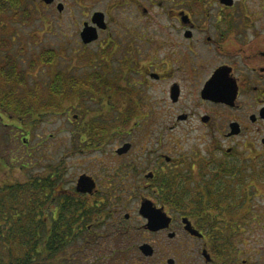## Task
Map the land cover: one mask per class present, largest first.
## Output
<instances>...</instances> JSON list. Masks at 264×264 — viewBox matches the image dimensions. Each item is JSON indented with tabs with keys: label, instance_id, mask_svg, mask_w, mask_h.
Masks as SVG:
<instances>
[{
	"label": "flooded vegetation",
	"instance_id": "af4514ba",
	"mask_svg": "<svg viewBox=\"0 0 264 264\" xmlns=\"http://www.w3.org/2000/svg\"><path fill=\"white\" fill-rule=\"evenodd\" d=\"M40 3L76 22L78 56L86 53L90 69L63 72L75 85L73 173L51 183L57 204L44 196L35 205L49 225L63 195L72 197L76 236L59 248L58 263L161 264L172 251L166 264L181 253L184 264H264V249L243 256L248 250L235 245L238 229L259 216L251 195L264 197V0ZM85 100L100 103V121L87 120ZM0 119L2 128L15 125ZM2 132L13 143L15 132ZM137 132L141 140L122 141ZM23 140L32 170L35 146ZM46 141L36 145L48 154ZM35 173L26 183L35 175L47 195V172ZM130 198L138 225L129 221ZM248 207L244 219L239 209Z\"/></svg>",
	"mask_w": 264,
	"mask_h": 264
},
{
	"label": "rangeland",
	"instance_id": "374dc122",
	"mask_svg": "<svg viewBox=\"0 0 264 264\" xmlns=\"http://www.w3.org/2000/svg\"><path fill=\"white\" fill-rule=\"evenodd\" d=\"M71 8L72 7L69 6L68 10H70ZM65 14L66 15L59 16L54 6L46 8L40 3V0H24V4L21 7L0 12V59H2L7 52L14 55L17 65L21 69H25L27 72V83L30 89L35 90L40 88L41 91H44V89L55 78L56 73H58L59 71H67L70 74L83 76L87 75L88 71L90 70L88 65H84L81 63V61L84 59L83 55L86 53L84 52L83 54L78 56L79 53L77 51L76 44V25H74L76 22L69 16H67L68 12H66ZM4 41L8 44H5ZM44 50H47V52L50 50L54 51L55 56H50L51 58H49L47 54L44 55V58L51 59V61L49 60V62H44L41 60L43 58L42 51ZM57 53L59 54L58 57L56 56ZM33 62H35V64L31 67L30 65ZM70 74L68 76H70ZM42 94L43 93H40V95ZM43 97L45 96H42V98ZM43 101L44 100H40V102ZM80 104L82 108H85V110H87L85 114L88 121H100V119L102 118V115L100 116V114H102L103 112L101 113L100 111L101 107L99 102L93 100H85ZM67 111H69L70 114H67ZM45 112L36 114L35 118L29 119L28 117L29 120L24 119L26 126L22 125V128L20 129L17 127V124L20 125V123L17 122L16 119L14 120V122L13 120H8V122H11L10 124H12L13 122L15 123V125L9 126L7 128H2L0 119V139H5L3 142L4 144L11 145L12 142H9V140L4 138V132L2 131L4 129V131L7 133H5V135H8L7 131L9 129H12L13 133L15 132L13 142H16L15 145L18 146L16 149L19 153V156L21 155L22 157H24H19L18 160H13L12 163H10V168L5 165V167L7 166V168L3 170L1 169L2 171H0V183H2V179H10V182L16 181L20 183H26L31 171H34V169L36 170V168L39 167V165H34V168H32V170L29 168L21 169L19 164L21 161L23 163H27L29 161V157L25 154V146L22 145V141L20 140V138L25 135V131L28 130L30 131L28 135V145L36 146V144L39 143L40 140H47V145H49L48 147H46V149H48L47 152L51 156L50 161H52L53 163H57L60 162V159L63 157V162H65L66 164V174L69 176V178L72 176L74 161L73 156L70 153L72 147L70 146V144H68V142L70 135L73 134V132L71 131L73 129V125H75V123L73 122L72 113H77V111H75L74 108L68 106L67 108L56 110L54 114ZM118 113L119 112L116 109L111 110V114H113V117ZM69 119H71V121ZM138 134L139 132L135 133V136L133 137H130V135L126 134L123 136L122 141H128L130 139L134 141L141 140L139 138L140 135ZM183 135L184 134L180 132H176L171 136L175 137V140L178 141L180 139L179 136ZM191 135L194 136L197 135V133H192ZM7 151L8 149L5 150L0 146V154H2L3 157L5 154H8L6 153ZM18 153L16 152V155H18ZM8 162L9 159H7V163ZM65 183L66 181H64V186H67V184ZM242 185L243 183L240 182V191L237 193V195H241ZM6 193L7 192L4 191L0 193V200H2L3 202L2 208H4V211H6L7 215L8 212H10L14 217H16V219L19 216H21L20 218H25L23 217L24 213L30 211L33 212V210H36L35 205L37 204L34 203L32 199H26L30 194L34 193L33 189L32 193L28 190V188L18 193L22 195H19L20 198L18 197V204H16L15 202V205L11 210L9 209L12 205L8 206L7 202L4 201ZM131 199L132 198L129 199L128 211L132 219H130L129 221L134 225H138L142 222V219L138 215L137 211L138 203L136 202L137 200L135 201L134 199V201H131ZM242 202L239 203L242 204ZM241 209H239V215H245L244 219H247L249 214V207L242 210ZM252 210H254L253 215L252 212H250V216H259L257 219H254L256 222H252V228L250 223L248 227L238 229L239 232L235 244L237 245V247H241V250H248L247 253H242L243 256L253 254L254 252H261L262 249H264L263 196H254L253 198V195H251V211ZM15 212L18 213H16L15 215ZM31 215L32 213L30 214V216ZM29 222L30 220L25 219L22 224H19V227L26 230L28 228L27 223ZM1 224L4 225L6 224V222L4 220L0 222V261H4V263H6L10 261V259L14 260V258L20 257L21 254L25 252V250L27 249L26 243L30 237L20 235L19 231L17 230L18 227H16V225L18 226V224H15L13 229L14 235L7 239V231L5 230L6 228H4V226H1ZM162 237L165 238L164 242L167 245L173 244V241L166 240V235L163 234ZM168 256L173 257V252L167 251L166 254H162L160 256L162 258H159V260L162 259L161 264H166V259L168 258ZM176 258L178 260L177 264L185 263L184 258L182 257V253L179 257ZM249 258L251 259V255ZM55 259L58 261L57 257Z\"/></svg>",
	"mask_w": 264,
	"mask_h": 264
},
{
	"label": "trees",
	"instance_id": "16d2710c",
	"mask_svg": "<svg viewBox=\"0 0 264 264\" xmlns=\"http://www.w3.org/2000/svg\"><path fill=\"white\" fill-rule=\"evenodd\" d=\"M23 4L24 0H0V12L17 9ZM4 43L8 44L5 41ZM42 53L43 58L41 60L44 62H49V60L51 61V59L44 58L45 54H47L49 58L55 56V53L52 50L48 52L47 50H44ZM34 64L35 62L31 63L30 66L32 67ZM26 73L25 69H21L17 65L14 55L7 52L6 55L0 59V113L13 117V122L16 119L17 122L20 123V125L17 124V127L22 128V125L26 126L24 119L29 120L31 118H35L36 114L45 111V113L54 114L56 110L64 109L68 106L71 107L74 104L72 95L75 85L72 82L71 76L66 77L64 75L65 73L63 74V72L59 71L44 91H41L40 88L35 90L30 89L27 83ZM40 93L43 94L40 95ZM42 96L45 97L42 98ZM40 100L44 101L40 102ZM2 120L5 121L7 119L4 118ZM29 132V130L26 131V134L20 138L22 145H24L25 142L23 139H26V143H28L27 139ZM84 132L85 133L82 134V137H78V139L87 137V134H91L92 130L88 128V130ZM74 141H77V139L74 134H71L68 144L72 147ZM15 143L16 142H13L11 145L4 143L0 144L1 148L5 150L8 149L6 152L8 154H5L4 157L0 154V171L7 168V166L10 168V163H12L13 160H18L19 157L24 158L21 155L19 156L16 149L18 146L15 145ZM16 152L18 155H16ZM70 153H72V149ZM7 159H9L8 163ZM50 159L51 156L46 154L45 151L41 149L39 144L34 147L31 162L33 163V166L39 165V169L36 168V170L34 169L32 172L33 174L35 172H47V175L44 178L47 179V181H45L48 187L47 195H43V186L41 187L40 183H36V179L38 180V178L35 175H33L35 178H32L31 185L29 183H20L16 181L10 182V179H2V183H0V193L3 191L7 192L5 194L4 201L7 202L8 206L12 205L9 210L14 207L15 202L18 204V199L20 198L19 195H22L18 193L24 191L26 188H28V190L31 188L34 191V193L30 194L29 197L26 198L27 200L29 198V200L32 199L34 203L40 204L41 199L44 196H47L49 205L52 200H54L57 204V195L52 193L51 183L56 182L59 179L60 174H66V164L63 162V157L60 159V162L57 163H53ZM19 164L21 169L27 168L25 163L22 161ZM5 165L7 166L5 167ZM61 205L63 207L60 210V219H54L52 223L47 225L43 218L44 215L37 210L24 213L23 217L25 218H20L21 216H19L16 219V217H14L10 212H8L7 215L4 208H2L3 202L0 200V222L3 220L6 222V224H1V226L6 228L7 239L14 235L13 229L15 224H18L16 227H18L17 230L20 235L30 237L26 243L27 249L20 257H16L14 260L10 259V261L6 263H4V261H0V264H60L55 259V254L59 251V248L72 244V240L74 239V236H76L74 234L75 229L72 226V218L75 213V209H73L72 204V197L64 194ZM16 213L18 212H15V215ZM31 213L32 215L30 216ZM25 219L30 220V222L27 223L28 228H25L26 230L19 227V224H22Z\"/></svg>",
	"mask_w": 264,
	"mask_h": 264
},
{
	"label": "water",
	"instance_id": "95a60500",
	"mask_svg": "<svg viewBox=\"0 0 264 264\" xmlns=\"http://www.w3.org/2000/svg\"><path fill=\"white\" fill-rule=\"evenodd\" d=\"M44 1L45 2H51L52 0H44ZM146 213L148 214L147 216H149L150 223H156L155 219L153 217H151V213H148V212H146ZM154 227L157 228L158 226L155 224ZM141 248L143 249L145 254H151V250H150V246L149 245L144 244V245H142Z\"/></svg>",
	"mask_w": 264,
	"mask_h": 264
}]
</instances>
